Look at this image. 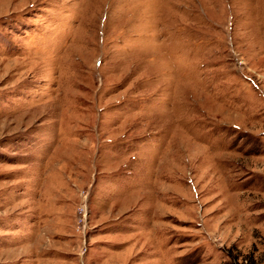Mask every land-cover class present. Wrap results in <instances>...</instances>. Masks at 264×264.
I'll return each instance as SVG.
<instances>
[{"label":"rangeland","instance_id":"rangeland-1","mask_svg":"<svg viewBox=\"0 0 264 264\" xmlns=\"http://www.w3.org/2000/svg\"><path fill=\"white\" fill-rule=\"evenodd\" d=\"M0 264H264V0H0Z\"/></svg>","mask_w":264,"mask_h":264}]
</instances>
